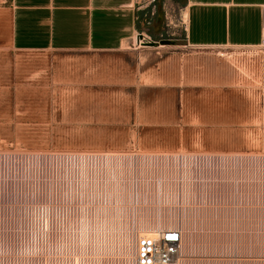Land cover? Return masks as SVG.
Instances as JSON below:
<instances>
[{
	"label": "rangeland",
	"instance_id": "374dc122",
	"mask_svg": "<svg viewBox=\"0 0 264 264\" xmlns=\"http://www.w3.org/2000/svg\"><path fill=\"white\" fill-rule=\"evenodd\" d=\"M173 20L163 13L159 30L144 24L139 32L164 44L0 50V151L185 155L189 163L165 157L129 168L118 202L104 206L130 220L175 218L184 228L183 264H264V46L190 47ZM245 64L253 73L241 79L237 67ZM199 154L241 157L202 161ZM69 171L55 164L35 190L37 205L79 206L80 180L70 176L80 172ZM85 198L91 208L108 201ZM123 238L21 237L20 251H3L0 263L119 264Z\"/></svg>",
	"mask_w": 264,
	"mask_h": 264
},
{
	"label": "built area",
	"instance_id": "2783aa9c",
	"mask_svg": "<svg viewBox=\"0 0 264 264\" xmlns=\"http://www.w3.org/2000/svg\"><path fill=\"white\" fill-rule=\"evenodd\" d=\"M183 22V21H182ZM140 37V34H136ZM137 48L141 43L134 41ZM259 46H264V40ZM139 152H1L0 151V243L7 252L12 248L20 251L19 239L21 237H34L38 234H48L52 231L65 232V234L78 236L108 237L119 235L130 239L128 264H183L182 242L184 228L173 218L165 220H130L120 214L119 207H108L104 204H113L112 199L118 202L119 193L123 182H126L125 173L129 168L143 166L142 163L151 162L152 159L164 160L171 157L186 161L185 155L174 154L154 157ZM190 156V155H186ZM202 161L240 159L241 156L230 154H199L194 156ZM247 157V156H246ZM244 159H246L244 157ZM55 164L69 167L71 172L74 168L79 170V176L71 179L80 180L79 206L76 209H61L50 205H37L35 202V190L45 185L49 174L54 171ZM183 164V168H184ZM144 167V166H143ZM187 164L183 170H188ZM106 171V175L101 172ZM162 181V180H161ZM163 188L164 184L160 183ZM182 196L186 195V185H183ZM107 190V193L103 191ZM53 192V191H51ZM89 195L107 198V203H99L89 207L85 198ZM50 198L53 197L50 193ZM56 199V198H55ZM69 200H71L69 198ZM115 219L111 226L109 217ZM173 219V220H172ZM173 223L167 225L168 221ZM39 223V225H38ZM41 223V224H40ZM148 223V224H147ZM155 223V224H153ZM153 224V225H152ZM106 225V227H102ZM41 227V229L39 228ZM98 233V235H96ZM28 244V243H26ZM25 244V245H26ZM123 239L119 245V264H125L122 257ZM0 264H20L17 259Z\"/></svg>",
	"mask_w": 264,
	"mask_h": 264
},
{
	"label": "crops",
	"instance_id": "0c3cea01",
	"mask_svg": "<svg viewBox=\"0 0 264 264\" xmlns=\"http://www.w3.org/2000/svg\"><path fill=\"white\" fill-rule=\"evenodd\" d=\"M168 12L190 47L264 40V0H9L0 6V50L113 52L144 24L159 30Z\"/></svg>",
	"mask_w": 264,
	"mask_h": 264
},
{
	"label": "bare ground",
	"instance_id": "6f19581e",
	"mask_svg": "<svg viewBox=\"0 0 264 264\" xmlns=\"http://www.w3.org/2000/svg\"><path fill=\"white\" fill-rule=\"evenodd\" d=\"M134 41H136V43H141V44H146L147 42H149L150 41V38L149 37H147L145 34H140V37H137V36H135L134 37ZM124 46H125V44H124ZM141 46V45H140ZM163 45H159L158 47H162ZM252 47H254V46H252ZM244 53V52H243ZM258 53V52H257ZM225 54V53H224ZM234 54V53H233ZM239 54V53H238ZM221 56H222V54H221ZM222 65V64H221ZM263 66V65H262ZM238 68V76H239V78H241V79H248V77H251V73H253V70L248 66V65H241V66H239V67H237ZM224 71V70H223ZM221 72H222V70H221ZM262 81H264V80H262ZM261 86V85H260ZM183 178V177H182ZM183 180V179H182ZM188 180V179H187ZM188 182V181H187ZM186 184V183H185ZM161 187V186H160ZM120 208V207H119ZM122 209V208H121ZM122 211V210H121ZM122 213V212H121ZM124 213V212H123ZM169 217V216H168ZM173 217V216H172ZM165 220V219H164ZM173 220V219H172ZM174 220H175V218H174ZM168 221V226L169 225H171V223H173L171 220H167ZM113 223V222H112ZM115 224V223H114ZM148 224V223H147ZM153 224H155V223H153ZM152 224V225H153ZM156 225V224H155ZM96 235H98V233L96 234ZM97 238V237H96ZM124 240H123V242H124V244H123V247H122V254H123V256L122 257H125V260H126V262H125V264H128V256H129V245H130V239H129V237H127V236H125V238H123ZM113 240V239H112Z\"/></svg>",
	"mask_w": 264,
	"mask_h": 264
},
{
	"label": "water",
	"instance_id": "95a60500",
	"mask_svg": "<svg viewBox=\"0 0 264 264\" xmlns=\"http://www.w3.org/2000/svg\"><path fill=\"white\" fill-rule=\"evenodd\" d=\"M159 42H162V43H158V42H155V41H149V42H147V44H148V45L164 44L163 42H165V41L161 40V41H159Z\"/></svg>",
	"mask_w": 264,
	"mask_h": 264
}]
</instances>
